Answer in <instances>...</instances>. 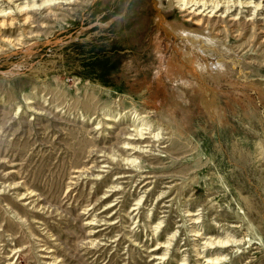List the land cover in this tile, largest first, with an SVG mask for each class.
<instances>
[{
    "label": "rangeland",
    "instance_id": "1",
    "mask_svg": "<svg viewBox=\"0 0 264 264\" xmlns=\"http://www.w3.org/2000/svg\"><path fill=\"white\" fill-rule=\"evenodd\" d=\"M62 8L12 29L0 18V264H44L47 247L64 264H195L187 210L204 236H224L246 215L235 231L251 224L262 245L226 264H264V10L201 16L197 27L169 0ZM179 25L203 37L178 35ZM170 61L186 66L185 79L167 73ZM141 129L160 142L150 153L123 149ZM19 182L25 190L3 188ZM29 190L37 195L19 207L16 193ZM39 198L45 210L34 208ZM174 232L158 251L167 261H154Z\"/></svg>",
    "mask_w": 264,
    "mask_h": 264
},
{
    "label": "bare ground",
    "instance_id": "2",
    "mask_svg": "<svg viewBox=\"0 0 264 264\" xmlns=\"http://www.w3.org/2000/svg\"><path fill=\"white\" fill-rule=\"evenodd\" d=\"M21 1H23V2H21ZM77 1L78 0H1L0 2L2 3V6L4 4H6L8 6V8L3 9L2 6H0V18L9 17V19L5 20L4 22L7 24V27L12 29L13 28L12 26L13 25L15 26L16 24L22 25V26L29 24V22L31 20L32 13H36L39 10H45V12H47V14L49 16L50 15L57 16V14L55 13V11H53V9L54 10H62L63 5H70L73 3L76 4ZM169 2L172 5H174L177 9H179L181 12L187 13L190 16L187 19V21H195V25L197 27L198 26L200 27L201 22L203 21V19L198 20V18L201 16H208L209 15V18H210V17H214L215 15L220 13V15H219L220 17L226 16V17H231V20H237V17L242 15L243 9H245V8L251 9L248 13L249 14L253 13L252 16H254L256 14L262 15L261 12H262V10H264V0H258V1H254V0H169ZM8 9H10L9 12H7ZM236 11H238V13L236 16H234V13ZM11 16L13 17L12 19H11ZM14 16H15V18H14ZM55 19H56V17H55ZM0 27H2V22H0ZM172 29H173V27H172ZM174 31L178 35H181L183 37H184V35H188V36H186L187 38L191 37V38H195V39L197 38L198 39L200 37H203L202 32H200L199 29L188 30L187 28H185V26H183V27H181L180 25L175 26ZM205 41L210 43V44H213V45H217L220 42L218 39H213L211 37L209 38L207 36H205ZM183 52H184V57L186 60L185 62H187L188 64H190L191 66L194 67L195 66L194 63H196L195 54L191 53L190 51H186L184 49H183ZM185 67L186 66H182L179 63H175L174 61H170V64L167 67V73H169L170 75H174L175 77L178 76V77L185 79V74H184ZM28 103H31V102H28ZM105 121L112 122L113 120L106 115ZM106 125H108V127H106L107 129L113 128L111 124H106ZM142 130H145V129L137 130V131H134L133 134H129L128 138H126V139L129 141L133 140V142L137 141L138 143H136V144L135 143H133V144L126 143L125 144L126 147H124L123 149L131 150L134 152V154L150 153L151 150L155 147L154 144L156 142L157 143L160 142L159 133L158 134H156V133L154 134L153 132L143 133ZM145 134H147V136ZM147 139H149V140H147ZM151 147H153V148H151ZM122 157L123 156L121 155V158ZM122 162H124L123 163L124 165L128 166V168H127L128 170H132L134 166H137L136 165L137 164L136 158L130 159L128 157L127 158L123 157ZM111 163H112V161H111ZM77 173H79L81 175L84 174V173L82 174V172H80V171H77ZM128 176H121V177L119 176L118 178L128 177ZM23 186H26V185H24L22 182H19L18 184L4 185L3 188H5V191L6 190L13 191L16 189L25 190V188ZM171 189H173V188H171ZM2 193H4V192L0 191V194H2ZM169 193L170 192H167V191L160 193V195H159L160 199L168 198L167 196ZM16 194H17L16 199H18V200H15V203H20L19 201L28 202L29 199H31L37 195V193L34 190H29L28 193H16ZM39 201H41L40 198L36 200V202H38V203L34 206V208H42V210H45V207H42V204H40ZM36 202H33V203L35 204ZM30 204H32V203H29V205ZM17 205L21 208H24L25 205H27V204L20 203ZM6 206L8 207L7 210L11 209L9 205H6ZM240 210H242V209L240 208L238 212H240ZM14 214L19 219L23 218L16 213H14ZM197 215L198 214H192L188 210L185 212V214L183 213V215H182L185 217V219L183 221L184 222L183 227H185L187 225V223H190L189 225H191V226H188V228H190V229H188V233L192 234L191 236L195 238L193 241L198 242V244L193 243V250H192L194 253V256L196 258L195 264H226L227 262L232 261L233 255H234V257H237L238 255L245 256L247 251L242 252L244 246L251 247L252 242L254 240H256L257 238H258L257 240H259V243H261V245H262V240H261V237L259 235L258 236L256 235L257 237L251 236V235H254L252 233H253V231H255L254 228L251 227L252 226L251 224H250L251 231L248 229L247 233L244 234V236L241 238L239 236L240 234H238V231H235L237 229L243 228L245 221H246V215H244V216H238L239 214L235 215V218L238 219L239 221L236 222L235 225L230 227V228H232L233 231L227 232V234L224 236L223 235L204 236L205 233L201 232L202 229L200 230V228L197 227V225L201 223L200 222L201 218L195 217ZM90 225H93V224H90ZM160 225H161V223L156 225V227H154L153 236H157L156 234H157L158 229L160 228ZM212 230H213V232L217 231L216 227ZM218 232H219V230H218ZM249 232H251V233H249ZM177 235H178V232H174L172 235H170V237L168 238V241L165 244H157V246L152 250V251H154V255H153L154 261L157 260V261L162 262V263L167 261V259H168L167 256H169L168 253L159 254L158 251H160L164 248H170L171 242L176 240ZM88 242L93 244L94 240L90 239ZM228 249L229 250L230 249H236V250H233V252L225 255V252ZM254 249L255 248H253L251 251H253ZM46 250L48 251L46 254H49V255H44V256H45V258L50 259V261H47L44 264H50V263L51 264H64V263H60L59 258L54 255V253H53L54 251L51 250V247H47V248L42 249L40 251H46ZM19 251H23V249L22 248H20V249L13 248L12 254H14V256H15ZM167 251H168V249H167ZM167 251L164 250V252H167ZM250 254H251V252H250ZM228 255H231V257L228 258ZM256 261L257 260L250 261V262H248V264H256L257 262L259 263V261H257V262ZM179 264H187V259L182 260Z\"/></svg>",
    "mask_w": 264,
    "mask_h": 264
}]
</instances>
